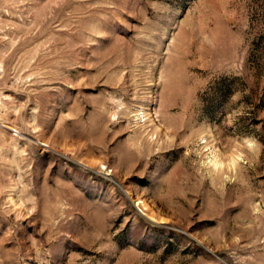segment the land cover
<instances>
[{
  "label": "rangeland",
  "instance_id": "374dc122",
  "mask_svg": "<svg viewBox=\"0 0 264 264\" xmlns=\"http://www.w3.org/2000/svg\"><path fill=\"white\" fill-rule=\"evenodd\" d=\"M0 264H264V0H0Z\"/></svg>",
  "mask_w": 264,
  "mask_h": 264
}]
</instances>
